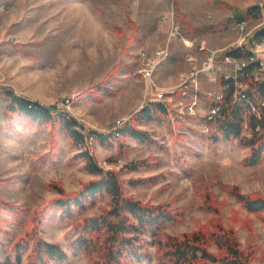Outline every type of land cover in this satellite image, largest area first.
I'll list each match as a JSON object with an SVG mask.
<instances>
[{
	"label": "rangeland",
	"instance_id": "obj_1",
	"mask_svg": "<svg viewBox=\"0 0 264 264\" xmlns=\"http://www.w3.org/2000/svg\"><path fill=\"white\" fill-rule=\"evenodd\" d=\"M217 1L239 11L264 6V0ZM230 15V9L209 0H0V88H12L43 105L66 109L85 134L115 133L119 121L127 122L149 101L168 102L176 115L170 126L149 123L139 127L164 149L151 150L127 140L120 151L119 142L110 147L92 142L98 164L117 172L124 193L135 200L186 210L184 221L169 225L166 233L181 236L198 230H232L242 250L252 253V263L264 264L263 217L248 213L221 188L237 187L242 194L264 198V162L255 168L244 167L249 150L237 146L210 152L208 143L199 139L207 133L209 106L198 100L196 113L182 116L180 111L186 110L173 96L187 84L217 101L220 68L201 50L222 52L242 46L245 33L249 36L264 23H248L244 34L236 26L217 32V24ZM183 21L194 31L212 28L216 33L196 35L188 45L180 31L170 37L172 23ZM164 49L170 51V58L145 74L143 70L150 69L149 58ZM223 68L232 70L229 65ZM195 70L199 73L193 83ZM101 84L105 92L97 90ZM158 93L165 98L158 100ZM5 112L6 102L0 98V199L14 208L10 212L18 210L22 220L19 224L13 213H1V240L10 250L35 227V215L58 198L53 185L71 194L95 177L85 171L82 162L73 161L77 150L60 131L45 126L34 132L24 119L6 121ZM141 160L150 167L137 171L125 167ZM133 179L147 182L133 187L128 183ZM208 193L214 197V210L203 208V196ZM109 202L108 197L99 198L96 206L76 213L71 221L62 220L56 209L41 219V237L59 243L68 253L62 264H90L85 256L68 249L73 226L98 214ZM155 262L153 257L143 264Z\"/></svg>",
	"mask_w": 264,
	"mask_h": 264
},
{
	"label": "trees",
	"instance_id": "obj_2",
	"mask_svg": "<svg viewBox=\"0 0 264 264\" xmlns=\"http://www.w3.org/2000/svg\"><path fill=\"white\" fill-rule=\"evenodd\" d=\"M213 4L231 10L230 17L217 24L216 31L224 32L231 26L241 22H258L264 20V6L253 5L239 11L217 0H209ZM189 27V28H188ZM181 35L193 41L196 35L215 32L212 28L194 31L187 22L180 23ZM191 34V35H190ZM264 43V23L244 40L237 49L228 47L214 54L216 63L229 57L233 60L245 61L252 55V49ZM208 53V52H206ZM212 57V56H211ZM254 65H249L239 81L245 88L236 86L233 78L226 79V68L218 72V83L221 88L220 97L216 100L208 97L194 87L181 86L173 95L184 103L194 98L204 101L209 109L217 107L218 113L212 119H206L208 131L199 139L207 142L208 149L216 153L222 146H237L248 149L249 155L243 160V166L255 168L264 162V78L255 80L252 75ZM99 85L98 91L105 92ZM184 92L186 95L184 96ZM0 98L6 102L5 119L13 122L16 118L24 119L36 132L45 126H51L54 132H61L72 147L77 150L73 161L82 162L85 171L95 177L83 185L77 192L68 194L59 185H53L58 198L48 207L35 215V227L19 238L9 249L1 240L3 230L2 211L13 213L9 204L0 199V264H62L68 260V253L59 243L49 242L41 237L39 226L47 212L54 209L61 213L62 220L71 221L76 213L84 214L88 207H94L99 198L108 197V207L98 214L86 216L73 226L74 237L70 240L69 251L85 256L90 264H143L155 257V264H253L251 252L242 250L236 234L232 230L203 231L198 230L174 236L166 233L171 224L184 221L186 210L172 208L169 204H150L135 200L124 193V182L119 174L112 170H104L98 164L91 147L86 142L92 138L94 143L112 146L119 142V150H124L127 140H134L148 149H164L149 132L139 127L149 123L171 125L176 116L168 102L149 101L136 112L115 133L101 134L90 132L86 137L78 128H84L66 109L55 106L48 108L27 96L19 95L12 88H0ZM119 135H116V134ZM93 135V136H92ZM89 142V141H88ZM56 144L54 141L53 147ZM44 160V159H43ZM40 160L38 164H41ZM130 171L142 167H150L148 161H133L125 166ZM146 180H130V186L138 187L146 184ZM230 197L234 198L248 213L261 215L264 221V198L242 194L237 187L221 185ZM204 197L203 208L214 210L212 194ZM216 249V251H213ZM28 253L24 257L25 253Z\"/></svg>",
	"mask_w": 264,
	"mask_h": 264
},
{
	"label": "built area",
	"instance_id": "obj_3",
	"mask_svg": "<svg viewBox=\"0 0 264 264\" xmlns=\"http://www.w3.org/2000/svg\"><path fill=\"white\" fill-rule=\"evenodd\" d=\"M166 21H167V18H164L163 22H166ZM236 27H237L238 31L240 32V34H244L246 32V30H247L248 23L247 22H241V23L237 24ZM179 29H180V24L172 23V30H171L170 37H176L179 34ZM246 37H247V34L245 33L244 37H242L243 41L245 40ZM238 47H241V46H235L233 48L237 49ZM201 49H203V48H201ZM143 56H145V55L143 54ZM170 56H171V53H170V51L168 49H164L162 51H157L156 53H154V56L149 58V60H148L147 67L149 65L150 69L148 70V69L145 68L143 70V72L145 74L149 75L151 72L154 71V69L160 63L168 60L170 58ZM210 58L212 59V65H214V67L216 66L217 69L220 68L218 70V72L221 71L222 69H224L223 67H226V65L232 66V70L230 72H227L226 75H225L226 79L233 78L236 81V86L237 87L244 88V85H243L242 81H239V77H240L241 74H243L244 70H246V68L249 65H251V64L254 65V70L252 72V75L255 78V80H260L261 79V74L264 72V43L259 44L255 48H253L252 49V55L245 61L233 60L232 58L227 57L221 63H216L214 61L213 56L210 57ZM198 73L199 72L196 71V70L192 73L191 81L193 83H196L197 74ZM217 75H218V73H217ZM183 85L185 86V88H189L190 87L187 84H183ZM183 95L185 96L186 92H184ZM157 97H158V100H163L165 98V95H164V93H158ZM219 97H220V94L218 95V98ZM179 104H180L182 110H184V109L186 110V111H182V112L180 111L182 116H184L186 114L184 112H189L190 115L191 114H195L196 113V107L198 105V99L194 98L190 103H184V102L179 101ZM46 107L51 108V106H46ZM217 113H218V108L217 107L212 108L209 111L208 119H212L213 116H215ZM125 123L126 122L123 123V122L119 121L118 122V124H119L118 129L121 128ZM78 130L82 131V133L85 134L84 133V128L83 129L82 128H78ZM117 130H116V132H117ZM206 130L208 131V128ZM88 134H89V132H88ZM88 134H85V136L87 137ZM116 135H119V134L117 133ZM88 141L86 142V147L89 148L90 144H92L93 139L89 138Z\"/></svg>",
	"mask_w": 264,
	"mask_h": 264
},
{
	"label": "crops",
	"instance_id": "obj_4",
	"mask_svg": "<svg viewBox=\"0 0 264 264\" xmlns=\"http://www.w3.org/2000/svg\"><path fill=\"white\" fill-rule=\"evenodd\" d=\"M203 38V37H202ZM194 40V39H193ZM196 40V39H195ZM205 41V40H204ZM185 42L186 43H188V45H191V43L193 42V41H189V40H186L185 39ZM202 47V46H201ZM198 49L200 50V47H198ZM201 52H203V53H206V52H208L207 54H208V58H210L211 56H213V54L212 53H216V52H220V49H214V50H209V49H205V50H201ZM202 54V53H201Z\"/></svg>",
	"mask_w": 264,
	"mask_h": 264
}]
</instances>
